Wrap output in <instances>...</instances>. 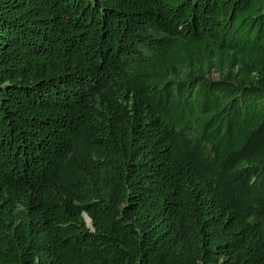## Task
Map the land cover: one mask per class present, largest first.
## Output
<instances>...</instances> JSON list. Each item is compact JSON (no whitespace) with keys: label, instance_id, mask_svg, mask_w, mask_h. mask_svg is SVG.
<instances>
[{"label":"trees","instance_id":"trees-1","mask_svg":"<svg viewBox=\"0 0 264 264\" xmlns=\"http://www.w3.org/2000/svg\"><path fill=\"white\" fill-rule=\"evenodd\" d=\"M0 264H264V0H0Z\"/></svg>","mask_w":264,"mask_h":264},{"label":"water","instance_id":"water-1","mask_svg":"<svg viewBox=\"0 0 264 264\" xmlns=\"http://www.w3.org/2000/svg\"><path fill=\"white\" fill-rule=\"evenodd\" d=\"M85 217H86L87 223L90 225L91 224V218L87 214H85Z\"/></svg>","mask_w":264,"mask_h":264}]
</instances>
